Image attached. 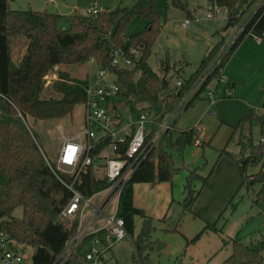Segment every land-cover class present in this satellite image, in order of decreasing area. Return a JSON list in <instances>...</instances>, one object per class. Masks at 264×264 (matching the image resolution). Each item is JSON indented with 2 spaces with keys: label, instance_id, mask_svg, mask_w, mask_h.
<instances>
[{
  "label": "trees",
  "instance_id": "16d2710c",
  "mask_svg": "<svg viewBox=\"0 0 264 264\" xmlns=\"http://www.w3.org/2000/svg\"><path fill=\"white\" fill-rule=\"evenodd\" d=\"M154 0H135L130 6L102 9L98 14L66 15L67 29L57 25V13L32 9H11L8 0H0V227L9 236L32 250V261L50 264L75 233L77 218L64 219L62 208L68 203L71 191L58 179L46 161L47 145L35 130L37 120H72L75 105L84 102L85 87L89 79L70 77L65 71H58V78L50 83L52 94L43 96L44 77L56 66L81 65L90 59L106 64L111 58V49L120 51L133 59L132 49H139L140 55L133 59L131 68L112 67L120 85V94L135 102L149 100L160 104V119L172 110L184 93L196 80L207 62L222 44L221 39L201 59L197 68L175 91L168 88L166 77L159 78L147 63L152 45L160 32V15L154 9ZM254 0H212L226 7V27L237 25ZM174 5L186 8L185 3L172 0ZM190 15V14H189ZM143 18L146 26L126 35L127 23L132 18ZM253 29L258 35L264 32V2L249 17L244 27L223 56L222 65L236 48L243 36ZM23 37L26 41L21 59L15 63L12 56L11 39ZM142 45L141 48L139 46ZM209 78L187 101L186 107L199 96ZM258 120L259 137L256 141L250 135L240 148L241 157L236 158L241 183L249 189L258 183L254 191L253 204L264 215V114L249 112L238 120V124ZM170 131L168 130L167 133ZM166 133V134H167ZM198 128L191 126L180 130L169 140L170 150L163 148L161 140L152 148L144 161L125 183L118 198L117 215L124 221L128 233H133L134 215H143L142 209L133 204V184L137 182L171 181L179 168L175 166L172 151L181 152L193 145ZM263 137V139H261ZM249 151L246 153V147ZM45 154V155H44ZM99 154L97 153L96 157ZM50 156V155H49ZM54 166L55 162L48 160ZM221 161V155L215 163ZM259 166L255 178L247 180L248 167ZM194 175V172H191ZM64 179L69 176L61 173ZM201 185L208 176H200ZM189 176L184 184V208H191L199 190L190 185ZM108 182L93 164L82 175L77 188L84 195L106 187ZM22 207L20 217L12 215L13 210ZM209 226V225H208ZM148 223L137 234L134 242L138 251L143 246H151L148 241ZM199 235V234H198ZM99 236L104 241L103 231L90 234L69 255L64 264H86L84 250L88 241ZM197 237V236H196ZM196 237L192 240H195ZM230 254L220 264H264L261 251L264 240L245 245L237 238L228 240ZM193 264V263H189Z\"/></svg>",
  "mask_w": 264,
  "mask_h": 264
},
{
  "label": "rangeland",
  "instance_id": "374dc122",
  "mask_svg": "<svg viewBox=\"0 0 264 264\" xmlns=\"http://www.w3.org/2000/svg\"><path fill=\"white\" fill-rule=\"evenodd\" d=\"M134 1L8 0V4L11 9L57 13L60 15L58 28L67 29L66 15L79 13L94 3L102 9H114L117 6H130ZM179 1L186 3V8L174 5L172 0L153 1L154 9L160 15L161 26L147 57L150 68L159 78H169L168 88L172 89L177 80L183 82L187 79L207 52L232 31L231 27H226L225 18L204 17L205 0ZM186 18L189 23L184 27L182 22ZM145 26L143 18H132L126 25L125 34L132 35ZM257 36L260 37L259 42L256 41ZM11 44V58L17 63L25 51L26 41L23 37H16L11 39ZM60 70L70 77H87L91 81L96 66L89 61L81 65L56 66L44 77V97L52 94L49 85L58 78ZM227 82H234V85L227 86ZM225 87L232 91V95L226 96ZM196 88L188 89V97L191 98ZM203 91L187 108L177 110L176 122L169 129L170 132L160 139L163 148L169 151L170 137L173 139L182 129L199 126L200 131L193 145L186 146L181 152L172 151L178 172L171 181L159 182L155 179L133 184V204L142 209L143 215H134L133 233L110 247L105 264H220L231 252L229 239L237 238L245 245L264 240V215L253 204L254 191L259 184L255 183L249 189L239 187L241 176L235 160L241 157L240 148L244 142H248L245 140L247 135L253 141L259 137L258 120L242 124H238V120L250 110L256 116L262 113L264 32L258 35L253 29L249 30L228 56L223 65V77L214 91L213 105L210 103L211 106H207L206 95V99L201 97ZM118 96L122 98L116 101L117 107L125 117L133 116L140 110L151 117L152 110L158 112L161 109V103L154 104L149 100L135 102L125 95ZM83 109L82 103L75 105L72 120L60 118L34 123L30 119L47 145L48 150L44 154L46 160L55 161V152L63 136H71L82 129ZM59 126L61 131L57 129ZM248 151L249 146L245 152ZM220 155L221 161L215 163ZM258 170V165L248 167L247 180H253ZM206 175L207 182L201 185L200 176ZM188 176L191 187L199 190L189 209L183 207L184 184ZM100 197L95 196L94 202ZM21 214V206H17L12 213L16 217ZM146 223L150 226L148 241L151 246H143L137 251L134 242ZM26 250L31 252L30 247H26ZM261 253L264 256V248Z\"/></svg>",
  "mask_w": 264,
  "mask_h": 264
},
{
  "label": "built area",
  "instance_id": "2783aa9c",
  "mask_svg": "<svg viewBox=\"0 0 264 264\" xmlns=\"http://www.w3.org/2000/svg\"><path fill=\"white\" fill-rule=\"evenodd\" d=\"M263 2L264 0H254L241 21L231 27L229 36L222 40L220 47L198 75L199 78H196L198 81L195 80L189 87L191 89L197 86L193 95L209 78L206 85L209 84L206 88V85L204 86L203 92L209 103L214 102L215 88L223 77V56L228 52L251 14ZM101 10V6L94 3L79 13L94 16ZM204 10L205 18L226 19V7L212 0H205ZM188 23L189 19L186 18L182 25L186 27ZM256 41H260L259 36L256 37ZM141 47L142 45L139 46ZM131 53L133 59H137L140 55L139 49L135 48ZM133 59L116 49H111V58L106 64L89 60L96 66V70L92 80L85 87L82 129L71 136H63L55 152L53 167L46 160L58 179L71 191V197L62 208L60 216L64 219L77 218L75 233L66 241L50 264H64L85 237L99 231H103L104 241L99 236L92 237L84 250V260L86 264H103V258L110 247L129 234L123 219L117 215L121 190L161 137L173 127L177 110L183 109L190 99L189 89L178 104L161 119L162 107L158 112L152 110L151 117L143 110L133 116L125 117L117 107L116 101H120L122 97L118 96L120 85L112 67L131 68L135 65ZM181 85L182 80H177L174 90L176 91ZM225 94L230 96L232 91L226 88ZM260 111L264 114V99ZM57 129L61 131L60 126ZM97 153L99 155L96 157ZM92 164L93 168L105 176L108 184L91 195H84L77 186L82 181V175ZM61 173L68 175L69 179H64ZM97 195L101 197L94 202V197ZM26 247L12 239L6 230L0 227V264H37L32 261V250L29 253Z\"/></svg>",
  "mask_w": 264,
  "mask_h": 264
},
{
  "label": "crops",
  "instance_id": "0c3cea01",
  "mask_svg": "<svg viewBox=\"0 0 264 264\" xmlns=\"http://www.w3.org/2000/svg\"><path fill=\"white\" fill-rule=\"evenodd\" d=\"M185 4H186V3H185ZM187 5H188V4H187ZM187 7H188V6H187ZM189 10H190V13H191V14H194L193 11H192V9H189ZM221 18H223V17H221ZM223 19H224V18H223ZM168 79H169V78H168ZM168 79H167V81H169ZM227 83H228V84H226L227 86H229V85L233 86V85H234V82H227ZM225 88H227V87H225ZM204 95H205L204 93H203V96L201 95L202 99H206V98L204 97ZM196 98H198V97H196ZM196 98H195V99H196ZM195 99H194V100H195ZM263 99H264V97H263ZM194 100H193V101H194ZM206 100H207V99H206ZM193 101H192V102H193ZM192 102H191V103H192ZM262 102H263V100L261 101V103H262ZM191 103H190V104H191ZM261 103H260V104H261ZM209 104H210V103L207 101V106H208V107L211 106V105H213L214 102H213L211 105H209ZM258 106H259V105H258ZM185 108H187L186 105H185L184 109H185ZM249 112H251V110H250ZM175 122H176V121H175ZM175 122H174V123H175ZM174 123H173V125H174ZM195 126H196L197 128L199 127L198 125H195ZM199 131H200V130H199V128H198V134H199ZM198 139H199V138H198ZM106 260H107V255H105V257H104L103 264L106 263Z\"/></svg>",
  "mask_w": 264,
  "mask_h": 264
},
{
  "label": "water",
  "instance_id": "95a60500",
  "mask_svg": "<svg viewBox=\"0 0 264 264\" xmlns=\"http://www.w3.org/2000/svg\"><path fill=\"white\" fill-rule=\"evenodd\" d=\"M169 80V79H168Z\"/></svg>",
  "mask_w": 264,
  "mask_h": 264
}]
</instances>
